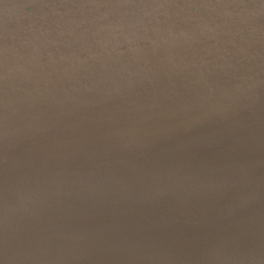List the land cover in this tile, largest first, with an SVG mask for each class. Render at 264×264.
<instances>
[{
  "label": "water",
  "instance_id": "95a60500",
  "mask_svg": "<svg viewBox=\"0 0 264 264\" xmlns=\"http://www.w3.org/2000/svg\"><path fill=\"white\" fill-rule=\"evenodd\" d=\"M261 225L264 0H0V264H264Z\"/></svg>",
  "mask_w": 264,
  "mask_h": 264
},
{
  "label": "bare ground",
  "instance_id": "6f19581e",
  "mask_svg": "<svg viewBox=\"0 0 264 264\" xmlns=\"http://www.w3.org/2000/svg\"><path fill=\"white\" fill-rule=\"evenodd\" d=\"M225 193L227 194V196L231 199H234V194L232 195L228 189L225 190ZM256 200V198H255ZM257 201V200H256ZM258 202V201H257ZM202 224V226L204 228H209L208 226L205 225L204 223V220L200 222ZM225 224V228L223 229V226L221 224V222H219L216 226L217 228V232L216 233H212L211 234V237L212 239H214L215 241H218L223 237L227 236L230 234V229L232 228L233 226V222L231 220H228L227 222H224ZM235 226L239 227L238 224H235ZM256 235H260L263 234L264 236V225H261L255 232ZM254 234V236H255ZM260 236H256V237H260ZM255 238V237H254ZM214 243H217V242H213V243H210V244H214ZM259 257L258 253H257V250H252L250 254H248L245 258V260H256L257 258ZM242 258L239 256L238 258H236V260H241Z\"/></svg>",
  "mask_w": 264,
  "mask_h": 264
}]
</instances>
